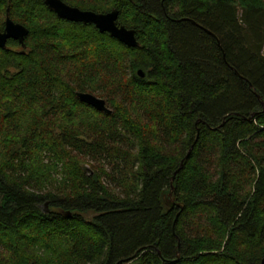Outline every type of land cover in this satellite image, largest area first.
Returning <instances> with one entry per match:
<instances>
[{
  "label": "trees",
  "instance_id": "16d2710c",
  "mask_svg": "<svg viewBox=\"0 0 264 264\" xmlns=\"http://www.w3.org/2000/svg\"><path fill=\"white\" fill-rule=\"evenodd\" d=\"M64 1L140 45L0 0V264H262L264 0Z\"/></svg>",
  "mask_w": 264,
  "mask_h": 264
},
{
  "label": "water",
  "instance_id": "95a60500",
  "mask_svg": "<svg viewBox=\"0 0 264 264\" xmlns=\"http://www.w3.org/2000/svg\"><path fill=\"white\" fill-rule=\"evenodd\" d=\"M45 4L63 19L85 24H94L100 32H108L112 37L128 46L137 47L140 45L136 36V30L118 23L119 10L116 8L109 12H95L70 5L64 0H45ZM28 32L29 29L25 25L14 22L9 14H7L4 29L0 30V48L6 49L9 39L17 40L22 47H25V38ZM139 74L142 77L145 76L144 71L141 69L139 70ZM77 96L82 102L91 105L99 111L108 114L113 111L107 105L106 99L93 93L78 92ZM173 190L174 186L171 187V191L169 192L170 198L173 195ZM171 201L173 202L174 199L171 198ZM262 264H264V259L262 260Z\"/></svg>",
  "mask_w": 264,
  "mask_h": 264
},
{
  "label": "rangeland",
  "instance_id": "374dc122",
  "mask_svg": "<svg viewBox=\"0 0 264 264\" xmlns=\"http://www.w3.org/2000/svg\"><path fill=\"white\" fill-rule=\"evenodd\" d=\"M96 95V94H95ZM98 96V95H97Z\"/></svg>",
  "mask_w": 264,
  "mask_h": 264
}]
</instances>
